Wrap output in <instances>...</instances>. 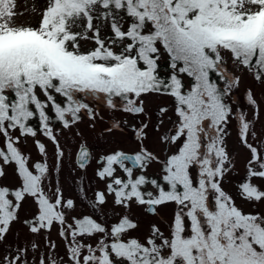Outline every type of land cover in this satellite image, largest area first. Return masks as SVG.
<instances>
[{
    "label": "snow or ice",
    "instance_id": "snow-or-ice-1",
    "mask_svg": "<svg viewBox=\"0 0 264 264\" xmlns=\"http://www.w3.org/2000/svg\"><path fill=\"white\" fill-rule=\"evenodd\" d=\"M0 264H264V0H0Z\"/></svg>",
    "mask_w": 264,
    "mask_h": 264
},
{
    "label": "rangeland",
    "instance_id": "rangeland-1",
    "mask_svg": "<svg viewBox=\"0 0 264 264\" xmlns=\"http://www.w3.org/2000/svg\"><path fill=\"white\" fill-rule=\"evenodd\" d=\"M117 135H119V134H117ZM89 144L92 145L94 149L99 147V145H95L94 142L91 139L89 140ZM130 148H131L130 144H125L124 145V150L129 151ZM69 183H71V181ZM72 194L73 195L75 194V188H73V193ZM89 195H91V193H89Z\"/></svg>",
    "mask_w": 264,
    "mask_h": 264
}]
</instances>
